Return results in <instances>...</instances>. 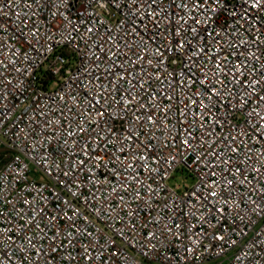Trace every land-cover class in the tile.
Masks as SVG:
<instances>
[{"label":"built area","instance_id":"2783aa9c","mask_svg":"<svg viewBox=\"0 0 264 264\" xmlns=\"http://www.w3.org/2000/svg\"><path fill=\"white\" fill-rule=\"evenodd\" d=\"M0 264H264V0H0Z\"/></svg>","mask_w":264,"mask_h":264},{"label":"rangeland","instance_id":"374dc122","mask_svg":"<svg viewBox=\"0 0 264 264\" xmlns=\"http://www.w3.org/2000/svg\"><path fill=\"white\" fill-rule=\"evenodd\" d=\"M168 184L173 188L183 191L184 188L190 187L193 184V179L186 173L181 174L180 172H176L168 181Z\"/></svg>","mask_w":264,"mask_h":264},{"label":"snow or ice","instance_id":"6c2138e0","mask_svg":"<svg viewBox=\"0 0 264 264\" xmlns=\"http://www.w3.org/2000/svg\"><path fill=\"white\" fill-rule=\"evenodd\" d=\"M214 194V193H213Z\"/></svg>","mask_w":264,"mask_h":264}]
</instances>
